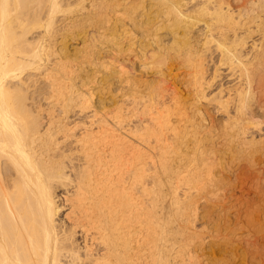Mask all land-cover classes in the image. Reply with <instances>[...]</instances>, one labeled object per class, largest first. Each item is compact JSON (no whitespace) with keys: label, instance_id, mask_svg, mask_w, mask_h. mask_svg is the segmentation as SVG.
Segmentation results:
<instances>
[{"label":"bare ground","instance_id":"obj_1","mask_svg":"<svg viewBox=\"0 0 264 264\" xmlns=\"http://www.w3.org/2000/svg\"><path fill=\"white\" fill-rule=\"evenodd\" d=\"M119 2L0 0V264H264V0Z\"/></svg>","mask_w":264,"mask_h":264},{"label":"rangeland","instance_id":"obj_2","mask_svg":"<svg viewBox=\"0 0 264 264\" xmlns=\"http://www.w3.org/2000/svg\"><path fill=\"white\" fill-rule=\"evenodd\" d=\"M124 0H121L120 2H119V0H117V2H119V3H124L123 2ZM127 1V0H126ZM224 1H228V2H230L232 5H234V6H237V5H244V4H247V5H249L248 3H246L247 2V0L245 1V0H224ZM245 2V3H244ZM242 3V4H241ZM246 5V6H247ZM89 30H94V32H96L97 30L96 29H93V28H89ZM255 35V39H258V35H256V34H254ZM79 37V36H78ZM80 40L78 39L77 41H71V40H69L68 41V43H69V49L71 50V51H73V50H75V49H79L80 47L82 48L83 46H82V44H81V41L79 42ZM67 43V44H68ZM81 45V46H80ZM72 47V48H71ZM213 56V55H212ZM214 56H215V58L217 57L216 55H215V53H214ZM214 56H213V59H215L214 58ZM102 58H107V57H102ZM125 59H126V57H125ZM131 59H133V58H130V56H129V58L128 59H126L125 60V62L127 63V65H130V66H132L131 68H130V66H128L129 67V69L130 70H134V71H136V72H134V79L136 78L138 81V84H136V86L138 87V89L140 88L141 90H145V91H147V88L150 86V85H155V81L154 80H156V82H157V80L159 79L158 77H156V75H154V74H152V72L151 71H149V72H147V73H145L144 71H140V70H138V60L137 59H134V61L133 60H131ZM129 60H130V62H129ZM132 61L134 62V64L132 63ZM212 66V65H211ZM211 66L209 67L210 68V70H211ZM85 67V66H84ZM183 69L184 68H182L180 71H178L179 73L178 74H176V75H174L175 73H177V71L176 70H174L173 68H172V70L170 69V68H168V69H166V73H164V74H166L165 75V77L167 78V80L170 82V83H172V84H175L177 87L180 85V84H177V81L180 79V78H183V80H185L186 81V83H187V80H190L191 78H192V75L191 74H188V75H186L185 76V74H187L185 71H183ZM221 69H223V67L221 68ZM138 70V71H137ZM185 70V69H184ZM187 70H189V69H187ZM210 70H208L207 72L208 73H210L211 71ZM163 71H165V69L163 70ZM169 71V72H168ZM170 71H173L174 72V74L172 73V72H170ZM222 71V70H221ZM227 71H229L228 70V68L227 69H225V70H223V74L221 75V76H223L224 74H228L227 73ZM231 71V70H230ZM151 72V73H150ZM185 72V73H184ZM172 73V74H171ZM208 73H207V75H208ZM229 73H231V72H229ZM172 75H174V76H172ZM170 76H171V78L172 77H175V78H173V79H170ZM229 76V74L228 75H226L221 81L222 82H224V81H226V82H228L229 80V82H231V79L230 78H232V77H228ZM157 78V79H156ZM185 78V79H184ZM135 79V80H136ZM154 79V80H153ZM229 79V80H228ZM256 79H257V81H259V82H261L259 79H263L262 80V83H259V84H263V87H262V89H263V91H261V92H259L260 94H264V93H262V92H264V74H259V76L258 77H256ZM152 81V82H151ZM218 81V80H217ZM216 81V84H218V82ZM151 82V83H150ZM173 82H175V83H173ZM234 82L235 81H233L232 80V83H225V84H229V85H231V84H234ZM171 84V85H172ZM254 84H258L256 81H255V83ZM174 85V86H175ZM173 86V85H172ZM184 86V85H183ZM183 86L182 87H180V88H177V89H179V95L181 96V99H186V97H188L189 95H190V93H189V91H187V93H186V90L187 89H184L185 91H183ZM139 89V90H140ZM182 91V92H181ZM189 93V94H188ZM185 94V95H184ZM96 95H98V93H96ZM105 99V98H104ZM264 99V95L262 96V100ZM264 101V100H263ZM216 116H218L219 117V115H217L216 114ZM263 125H264V123H263ZM262 125V126H263ZM263 131H264V126H263ZM225 134V133H224ZM227 136L225 135L224 136V138L222 137V138H220V139H218L217 141H214V142H216V143H213V144H209L207 147H209V146H211V145H213V147H211V149H212V152L211 153H209V152H206V153H209V154H203L202 156H204V157H207L208 155H210V154H213V155H210V156H208L209 158H211V157H213V159L211 158L210 160L211 161H213V163H214V165H216L218 162H220V161H222V162H225V163H228V164H230V165H232V169H234V171L235 172H239L242 168H244L245 166H243V164L241 163H237L236 161L235 162H233L234 160H231V154L228 152V150H226L227 148L223 145V142L225 141L224 139L226 138ZM257 139H258V137H257ZM219 143V144H218ZM218 144V145H217ZM222 147V148H221ZM224 147V148H223ZM217 148V149H216ZM225 150V151H224ZM216 151L218 152V153H216ZM221 151V153H219ZM225 152V155L226 156H229V157H226L225 155V157L222 155L223 153ZM229 153V154H228ZM216 154V155H215ZM220 154V155H219ZM223 156V157H222ZM218 158V159H215V158ZM222 157V158H221ZM225 158V159H224ZM215 159V160H214ZM231 160V161H229V160ZM218 160V161H217ZM217 161V162H216ZM229 161V162H228ZM232 163V164H231ZM237 163V164H236ZM236 165H238V167L236 166ZM241 165V166H240ZM243 166V167H242ZM242 167V168H241ZM218 171V170H217ZM216 174V177H219V171H218V174L217 173H215ZM221 175V174H220ZM225 176V175H224ZM223 176V177H224ZM226 177V176H225ZM227 178V177H226ZM226 178H221L222 179V181L223 182H219V183H217V186H216V188L217 189H219L220 188V191L219 190H217L218 192H221L222 190H223V193H225L226 191H231V189H229V187H228V182H231V181H233V179H230V180H227ZM224 180H226V182H224ZM252 180V181H251ZM258 180H259V178H258ZM246 183H244L243 184V186L245 185V186H251L253 183V178L252 177H248L247 179H246V181H245ZM222 183H224V184H222ZM219 185H221V187L219 186ZM224 185L226 186V187H224ZM243 186H239V187H237L233 192H237V191H242L243 190ZM210 188V187H209ZM225 188V189H224ZM214 190V189H213ZM225 190V191H224ZM204 201V200H203ZM202 200L201 201H199V207H202V208H204V209H208L210 206H209V204L207 203V202H203ZM200 202H202V203H200ZM204 203V204H203ZM207 203V204H206ZM206 204V205H205ZM202 205V206H201ZM202 208H199V213H200V215L201 214H203L204 213V210L202 209ZM202 221H203V219H201ZM201 220H198L197 222V226H200L199 224H201ZM202 225V224H201ZM211 228H214L213 226H211ZM206 254V253H205Z\"/></svg>","mask_w":264,"mask_h":264}]
</instances>
